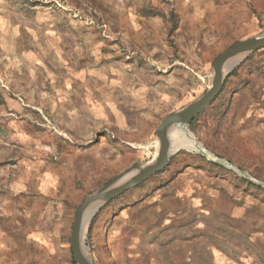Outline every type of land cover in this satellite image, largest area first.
Masks as SVG:
<instances>
[{"label": "rangeland", "instance_id": "374dc122", "mask_svg": "<svg viewBox=\"0 0 264 264\" xmlns=\"http://www.w3.org/2000/svg\"><path fill=\"white\" fill-rule=\"evenodd\" d=\"M262 34L264 0H0V264H74L85 197L149 163L163 118ZM249 56L170 133L167 168L90 220L94 264H264V49Z\"/></svg>", "mask_w": 264, "mask_h": 264}, {"label": "water", "instance_id": "95a60500", "mask_svg": "<svg viewBox=\"0 0 264 264\" xmlns=\"http://www.w3.org/2000/svg\"><path fill=\"white\" fill-rule=\"evenodd\" d=\"M262 49H264V34L239 41L227 48L212 63L213 77L205 93L188 106L164 117L158 125L155 131L158 149L154 158L144 165L132 164L97 191L85 197L76 211L69 236L74 264H94L83 252L82 230L86 217L90 215L92 219L102 206L164 171L170 162V157L175 153L169 138L171 131L193 122L219 96L225 76L240 61ZM202 153L205 155L204 152Z\"/></svg>", "mask_w": 264, "mask_h": 264}, {"label": "bare ground", "instance_id": "6f19581e", "mask_svg": "<svg viewBox=\"0 0 264 264\" xmlns=\"http://www.w3.org/2000/svg\"><path fill=\"white\" fill-rule=\"evenodd\" d=\"M183 127L186 128L187 126L184 125ZM180 129H181V128H180ZM172 131H173V130H172ZM172 131H171V132H172ZM181 132H182V130H174V133H175V134H178V135H179V133H181ZM169 136H170V135H169ZM154 145H155V148L157 147V149H158V144H157V142H156V144H154ZM185 147L188 148V149H193V148H194L193 146H190V145H188V144H185ZM172 149H173V146H172ZM179 150H180V149H177V150L173 149L174 152H177V151H179ZM196 151H202V149L198 148V150H196ZM90 220H91V217H90V215H89V216H87L86 219H85V222H84V225H83V230H82V236L85 235V230H86V228H87V226H88ZM82 238H84V237H82ZM84 249H85V248H83V252H84ZM84 254L86 255L85 252H84ZM86 257H88V256L86 255ZM88 258H89V257H88Z\"/></svg>", "mask_w": 264, "mask_h": 264}, {"label": "trees", "instance_id": "16d2710c", "mask_svg": "<svg viewBox=\"0 0 264 264\" xmlns=\"http://www.w3.org/2000/svg\"><path fill=\"white\" fill-rule=\"evenodd\" d=\"M254 53H256V52H254ZM254 53H252L251 55H253ZM251 55H250V56H251ZM250 56H249V57H250Z\"/></svg>", "mask_w": 264, "mask_h": 264}]
</instances>
